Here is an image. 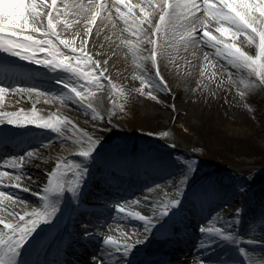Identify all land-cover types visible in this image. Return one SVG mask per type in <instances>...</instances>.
<instances>
[{
    "label": "snow or ice",
    "instance_id": "snow-or-ice-1",
    "mask_svg": "<svg viewBox=\"0 0 264 264\" xmlns=\"http://www.w3.org/2000/svg\"><path fill=\"white\" fill-rule=\"evenodd\" d=\"M137 9L139 15L136 12ZM113 10L124 25L122 32H128L131 37V39H122L121 43L134 54L147 51V55L141 58L151 60L155 65V83L139 77L142 87L136 91L140 95H145V87L169 91L167 82L160 75V68L157 64L158 55L171 62L173 53L178 55L181 49L187 52L190 47L201 41L210 45L216 55L223 57L232 69L241 73L246 72L250 78H254L249 81L241 80L245 87L257 83L264 86V0H140L136 4L131 3V0H112L111 4L108 0H0V52L6 57L42 65L52 72L61 71L70 74L68 81L57 78L56 83L62 84L65 89L74 94V97L69 96V99H74L77 104L85 103L88 109H92V103H86V101H89L95 96L96 91L104 87V81L108 80V77L104 76L106 69H101L100 62L89 53L88 44L94 29L99 35L109 24L113 29L116 28ZM200 12L204 13L203 18L200 17ZM155 18L158 19L153 23ZM212 22L216 25L214 31L218 35L209 31V25ZM198 28H203L199 36L197 35ZM241 37H243L242 44L249 48L255 47V54H249V51L236 42ZM77 40L80 42L79 46H77ZM145 44L150 45L151 48L143 49L142 45ZM193 55H195L194 52ZM203 59L205 63L200 72L201 77L205 76L209 67L215 68V64L209 60L207 53L204 54ZM0 64L7 66L8 60L0 58ZM17 69L19 66L13 69L12 78H30V73H22ZM218 74L217 71H212L208 78L214 79ZM228 79L229 81L233 79L231 72ZM108 82L110 83V80ZM112 87L118 94L123 95V89L115 85ZM10 91L12 94H27L31 99L36 89L34 87L17 88L14 84L0 86V109L3 108L5 95ZM39 95L43 94L37 93V96ZM146 95L152 100H157L151 91ZM240 95L243 97L245 93L241 91ZM62 123L59 117L40 122L35 109L31 116L24 114L23 109L20 111L0 110V126L34 125L59 133V126ZM2 132L3 128L0 127V133ZM94 151V148H89L86 151H80L78 155L90 159ZM27 157L32 158L33 153L28 152ZM24 160L25 156H20L18 159L13 158L8 162V166L12 169H22ZM63 167L62 163L57 164L55 171L46 174L47 184L42 186V191L45 194L51 193L55 197H62L65 192H68L71 193L74 201L78 202L89 169L86 165L83 167L77 165L78 171L73 173L72 178H67L66 172H60ZM189 170H192L191 166ZM4 177L14 179L16 183L3 184ZM21 179L20 174L13 177L7 171L0 172V187L30 191L29 187L22 186ZM36 194L40 195L39 192ZM40 198L44 202L42 210L33 209L21 214L5 204L6 201L15 204L18 198L0 190V211L15 218L13 223L0 217V226H2L0 264H18L21 250L34 238V234L42 224L51 223L59 210L50 201L48 195ZM180 204L181 200L176 199L170 206L164 205L162 210L151 209V215L127 212L122 206L117 211L143 222L144 232L147 233L156 227L159 217L169 216L170 210L178 208ZM200 231L214 233L224 239L233 238L231 234L226 235L220 228H201ZM140 242L142 241L138 239L137 243ZM103 244L111 246L114 253L119 254L121 258H126L134 247L133 244L127 241L121 243L112 236L106 237ZM240 251L244 250L240 249ZM112 254L113 252L108 253V255ZM94 260L102 264L101 258H94ZM25 264H30V262L25 261Z\"/></svg>",
    "mask_w": 264,
    "mask_h": 264
},
{
    "label": "bare ground",
    "instance_id": "bare-ground-1",
    "mask_svg": "<svg viewBox=\"0 0 264 264\" xmlns=\"http://www.w3.org/2000/svg\"><path fill=\"white\" fill-rule=\"evenodd\" d=\"M108 3L111 4V2L109 1ZM199 15L201 18H203L204 13L200 12ZM113 19L116 21L117 25L115 29L111 27V24H109L107 28H105L101 33H99V35L96 34V30L94 29L93 36L89 41V44L91 46L96 44V60H99V62H101L102 60L111 58V63L107 65V69L104 63L102 64L104 66V69H106V72H104V76L108 77V80L104 81V87L101 89L102 92L97 97L99 102H102V98L110 100L109 89H113L112 85H115L117 88H122L120 85V75L121 73L126 75L128 74V79L124 80L126 81L124 83L126 86L125 91L129 93L130 99H134V97H137L136 101H138L139 103L140 111H142L144 114L150 115L151 118L159 120L158 128L157 130H155V135L160 138V141L162 143H166V139H168L166 138V134L164 133V125L167 121L166 119H168V115H179L180 112L184 111L185 109L188 115L191 117V123L196 129L195 131L197 132V136L204 134L206 135L207 131L209 130L205 128V125H207L208 123H221L223 122L222 120L230 118L231 120H234V122H237L238 124H242L244 126V128H242L243 131L241 132L242 135L239 133L240 131L237 135V130H234L231 134L232 136L235 135L236 137H238L239 141H241L239 142L240 146H238L241 149L239 150V154H237V156L244 155L246 158H243V161L246 163L248 162V164H252L257 161L258 156L264 154V86H261L259 85V83H257L255 85L245 87V84L241 83V80L249 81L250 79L254 78H250L246 72L241 73L235 69H232L223 57L216 55L215 50L210 45L205 44L201 41L200 43L190 47L187 52L181 49L178 55L173 53L171 62H169L165 58H161L159 55L157 56V64L160 68V75L167 82V88L169 91L150 87L148 89V92L154 90L155 92L160 94V101L164 103L165 106H168L170 109L168 108L169 110L164 109L165 111H160L156 108L150 107L151 104L150 102H147L146 98V93L148 92L144 91L145 95H140V93L137 92L136 89H138L140 85H142L139 77H144L146 80H151L153 83L156 82L155 69L153 67V64L151 60H144L141 58L142 56L147 55V51H142L134 54L127 46L121 43L122 39H131V37L128 32H122L124 25L122 21L118 19L114 10ZM155 20L156 18L154 19L153 23H155ZM145 26L147 27V25ZM209 30L211 31V29ZM149 32H151V29H149ZM199 33L200 32L197 33L198 36ZM242 40L243 37L237 40V42L242 47H244L246 51H249V54H255V47L253 46L249 48L247 45L241 43ZM79 43H77V46H79ZM101 45H103V47H101ZM142 48L147 50L150 49L151 46L145 44L142 45ZM193 52L195 53V55H193ZM205 53L208 54L209 60L215 64V68L209 67V69L205 73V76L201 77L200 72L204 67L205 61L203 57ZM212 71H217L219 74L214 79H209L208 77L211 75ZM230 72L233 76L232 81H229L228 79V75ZM109 80L110 83L108 82ZM241 91L245 93L243 97L240 95ZM42 94L43 95H40L39 98L45 99L47 95H45V93ZM48 97L49 102L54 103L57 100V98H55L54 96ZM4 101L3 108L7 109V107H11V105H8L11 103H7ZM55 104L56 102L51 105ZM111 104L113 105V102ZM21 109L22 108L20 106L10 108L11 111H20ZM8 110L9 109H7V111ZM24 114L27 113L24 112ZM54 115L55 118L59 117L61 121H63V123L59 126L60 132H56L54 137L51 138L53 142H55L57 145H53L50 147H53L57 151L54 155L51 152L45 153V151H43V148V150L37 151V153L40 154V156L43 157L48 163H51L52 166H54L55 162L61 159L62 157L69 158L70 155H78L80 151H86L89 148L95 149V151L92 153V158L88 159L90 161L108 159L110 157L107 156L109 154L112 156V152L115 153V151H119L124 154L125 151L129 150L130 148H134V150H137L139 148H145L142 144H145L147 147L151 148L150 145H148L147 143L141 142L138 139H134L133 136H129L131 132L126 131V129H124L123 127L121 128V131L119 133V138L115 139V128L105 127V124L103 123L104 120L105 122H107L106 116H104L96 109H88L82 104L75 103L74 99H71L69 103L66 101V104L63 105L59 112ZM47 117H50V115H47L46 118ZM42 121L44 122L45 120H40V122ZM214 125H217V123H215ZM11 127L12 130L16 133L22 132L21 129L14 125ZM30 128L41 129L34 125H27L22 129ZM81 132H89L90 134L94 133L97 135V137L100 138L108 137L109 140H115L116 144L109 148L103 145L95 146L92 143L88 142L84 147L85 150L79 149L81 148L79 147V145L77 146L75 144H72L71 146V143L74 139H79L77 135L79 136ZM108 139L105 140L107 141ZM57 142H64L65 145H70L71 147L64 148L61 143L58 144ZM242 142L245 143L246 146H242ZM99 153H105L104 157L106 158L102 157V155H100ZM139 153L140 154L138 155V157L136 156L137 161L132 162L129 167L134 169L136 166L135 164H137L138 166L142 167L143 171L148 172L149 178L148 176H146V181L143 183L146 184L147 181L153 179L154 175L149 172L150 170L147 168V164H151L150 161L146 160V156H148V154L141 152ZM151 153L153 154L151 155L152 157H154V155L166 157L172 152L171 150H156ZM139 158L141 161L139 160ZM168 158L170 159V156H168ZM10 159L12 160V158H9V161ZM28 159L33 160V157H28ZM170 162L171 165L174 166L172 169L168 170V172L172 176L174 175L173 177H171L173 178V180H171V184H174L177 181V178H175V174L176 176H178V174L180 173L179 169H181L183 162L179 158L175 160L171 159ZM150 166H152V164ZM28 170L30 173L34 174V177H37L41 182L45 180L44 175H41L39 172L31 168ZM196 178L197 177L195 175L188 173L186 175L185 180L195 182L197 180ZM138 180L140 181V176ZM221 183L222 187L219 188V190H209L215 192L211 195L216 197L214 198L216 199V201L220 199L218 201L219 203L217 202V204L214 205L212 196L211 199H201L202 201L199 209L202 210L200 212L201 218H205L209 210L211 211L217 208L221 203H223V201L227 200L228 202L230 200V202H232V200H237L238 198H240V196H242L240 194L239 188L235 185L236 183H234V181L230 182L223 179ZM37 184L38 183L36 181L32 182V180L29 178L26 182L24 181V186H30V188L38 191L39 187ZM159 185L162 184H153L151 187L147 188L143 192L150 197L151 202H156L157 200L161 199V191L160 189H158ZM207 185L208 184H204L203 186L205 187ZM263 185L260 186V190L258 188L259 191H257L255 194V196L259 197L260 200H264ZM18 193V196H20L18 199H23L25 203L18 202L12 204L11 208L13 210L23 213L24 211L35 209V206L30 205L38 202L36 198L32 197L29 194H25V192L16 191V194ZM211 207H213V209H211ZM233 207H235V205L230 204L220 208L210 216V219L218 215L220 212L224 213L223 210H232ZM0 217H3L7 220L9 216L6 214V212L0 211ZM8 221L14 222L12 218H10ZM242 222L244 227L249 226L246 219H242ZM207 225H209V222L201 223L199 224V227L201 228ZM117 227V225L114 226L112 224H110L109 226H105L102 224L95 225L94 223H90L86 227V230H83H85L84 233L93 232V235L91 236H95L96 238L99 236V234H105L103 231H107L109 236L116 238L118 236H114L113 232L115 233L117 231ZM0 230H2V228H0ZM142 231L143 230L139 228L136 229L134 241L144 238V233ZM84 236L88 237L89 235ZM126 241L128 243L131 242L129 240ZM87 243L89 246L96 244L91 243L90 240H88ZM83 245L86 246V244ZM96 246V248L87 247V250H89L90 253L95 254L96 256H101L104 259L109 260L110 255H108V253L114 249L111 246H107L101 243L96 244ZM191 251L189 250V258L194 257L192 255L199 253V249L197 248ZM186 255H188V252L183 253V257H185ZM262 264H264V255L262 256Z\"/></svg>",
    "mask_w": 264,
    "mask_h": 264
},
{
    "label": "rangeland",
    "instance_id": "rangeland-1",
    "mask_svg": "<svg viewBox=\"0 0 264 264\" xmlns=\"http://www.w3.org/2000/svg\"><path fill=\"white\" fill-rule=\"evenodd\" d=\"M99 24V21L97 22ZM146 27V26H145ZM216 27V25H215ZM110 29V28H109ZM237 42V41H236ZM76 43H79L78 40ZM238 43V42H237ZM239 44V43H238ZM96 45V44H95ZM95 45H88L90 47V50L93 49V53L95 55L96 48ZM100 49V48H99ZM111 58H107L105 60H102L100 62V65L104 67L102 64L107 61V63H104L106 69L107 65L111 63ZM155 69V65H153ZM128 74L121 73V87L119 89H123V95L118 94L114 89H111L109 92L110 100H107L106 98H102V102L107 104V111H103V115L106 116L107 122L104 120L105 127L109 128H115L114 137H119V133L121 131V128L123 127L126 129V131L131 132L134 139L136 136H145L147 138H150L154 142L160 143L165 146H169L174 150L183 152L185 154V160L189 164V166H192L191 168L195 174H200L199 172H196V168H194V163H201L200 165L209 167L208 169H212L213 171L211 173L218 174L221 173V169L224 171L223 174L228 171H225L223 168L229 170V172L234 173L238 172L244 175L251 174L252 177H258V176H264V154L257 157V161L252 164H248V162H244L243 158H246L244 155H238L239 150L241 149L239 145V138L235 135H231L234 130H237L242 135V128L244 126L242 124H238L237 122H234V120L225 119L222 120L223 122H210L207 125H205V128H207L206 135H196V129L194 125L191 123V117L188 115L187 111L184 109V111L180 112V114H176L175 116L168 115V119L165 122L164 125V133L166 134L167 145L162 143L160 141V138H158L155 135V130L158 128V122L159 120L155 118H151L150 115L144 114L142 111H140L139 103L136 101L137 97L134 99H130L129 93L126 90L125 82L124 80L128 79ZM142 87V85H140ZM139 87V88H140ZM260 87V86H259ZM150 87H145L144 91L148 92V89ZM154 90H151L152 94L157 97V100H152L150 97L146 95L147 102H150L151 106L153 108H156L160 111H165L164 109H168V106H165L164 103L160 101V94L157 92H153ZM40 93V92H39ZM48 95H50V92H45ZM50 93V94H49ZM113 101V105L111 104ZM58 103L59 101H55ZM54 102V103H55ZM53 102H49V98L46 97L45 99L39 98L37 100L36 105L41 111L45 113H50L52 110H55V112H58L61 109L60 105H51L54 104ZM111 104V106H110ZM42 106V107H41ZM55 106V107H54ZM110 106V107H109ZM123 106V107H121ZM59 108V109H58ZM58 109V111H57ZM170 109V108H169ZM168 109V110H169ZM157 117V116H156ZM158 118V117H157ZM217 123V125H214ZM82 138L86 140L87 142L93 143V145L101 144L104 145V143H111L112 140H109L108 137H97L96 134L89 132H81ZM106 135V134H105ZM130 136V135H129ZM228 136V137H227ZM78 137V135H77ZM238 138V139H237ZM105 139H108L107 141ZM78 141V139H76ZM77 141L73 140L71 143L74 145H77ZM113 142V141H112ZM58 144L61 143V145L65 147H71L70 145H65L64 142H57ZM242 146L246 144L241 143ZM52 145H57L56 143ZM78 146V145H77ZM36 147L34 150H31L29 152L33 153V160H30L29 163L31 165L29 166L31 169L39 172L40 174H45L50 170L51 163H48L43 157L40 156V154L37 153ZM44 149V150H43ZM43 151L51 152L53 155L56 153L57 150H55L53 147L50 146H43ZM26 155V154H25ZM28 159L24 160V174L23 176H27V178H31L33 181L38 180L34 175L28 174L26 172V166H27ZM191 162V163H190ZM250 163V162H249ZM32 166V167H31ZM200 166L197 167V169ZM189 170V167H188ZM222 174V175H223ZM228 176L235 177L233 175H230L228 173ZM257 175V176H256ZM230 179V178H229ZM259 179H262L259 177ZM264 181V180H261Z\"/></svg>",
    "mask_w": 264,
    "mask_h": 264
}]
</instances>
